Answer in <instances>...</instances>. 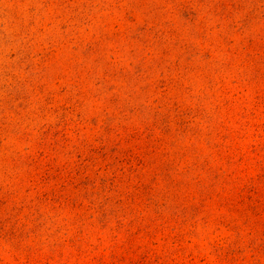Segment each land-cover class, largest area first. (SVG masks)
Segmentation results:
<instances>
[{"label":"rangeland","instance_id":"1","mask_svg":"<svg viewBox=\"0 0 264 264\" xmlns=\"http://www.w3.org/2000/svg\"><path fill=\"white\" fill-rule=\"evenodd\" d=\"M0 264H264V0H0Z\"/></svg>","mask_w":264,"mask_h":264}]
</instances>
